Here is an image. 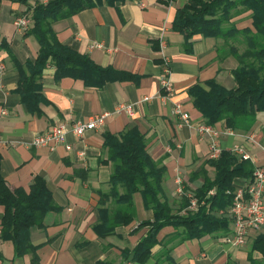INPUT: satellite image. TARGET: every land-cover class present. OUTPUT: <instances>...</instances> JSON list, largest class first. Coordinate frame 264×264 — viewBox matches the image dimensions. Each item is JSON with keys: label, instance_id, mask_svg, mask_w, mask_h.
<instances>
[{"label": "crops", "instance_id": "1", "mask_svg": "<svg viewBox=\"0 0 264 264\" xmlns=\"http://www.w3.org/2000/svg\"><path fill=\"white\" fill-rule=\"evenodd\" d=\"M36 1L47 0L29 3ZM185 1L164 4L159 0H125L110 5L102 0L54 21L52 27L59 41L88 55L98 65L126 71L134 78L93 87L81 79H56L55 68L48 63L38 79L43 96L40 114L29 112L16 90L23 73L17 64L28 73L25 62H33L38 51L36 39L13 24L26 6L0 1V60L4 63L0 73V139L6 141L0 142V174L11 190L20 187L28 191L35 175L42 177L60 207L46 214L43 227L31 228L30 239L38 246L39 264H97L98 260L139 264L124 260L121 251L133 248L147 233L148 226H139L140 222L153 219V211L144 205L140 192L133 194L135 218L131 223L116 227L105 238L93 228L101 215L99 192L110 187V164L101 162L106 158L104 132L118 134L136 127L145 135L148 153L165 167L162 187L175 208L183 196L177 192L178 178L186 191H192L202 184L204 176H214V168L206 163L207 138H201L194 126L180 123L172 107L180 102L193 124L204 122L188 89L196 82L207 88L204 82L209 79L232 88L235 82L231 71L237 61L231 55L219 59L221 39L214 37H195L191 51L184 50L185 39L172 29V21ZM233 21L237 27L251 26L248 11L239 12ZM96 43L101 46H90ZM166 67L172 84L167 96L160 85ZM120 102L131 104L133 113L113 114L103 127L89 130L82 137L68 133L69 150L62 144L53 149L31 144L37 133L57 122L111 112ZM214 125L223 132L228 129L223 120ZM234 132L221 134V149L232 151L240 146L254 157L255 161H250L253 166L264 167V111L257 112L248 131ZM247 182L243 177L234 178V189L245 188ZM2 215L0 205V226ZM232 227L230 223L229 233ZM176 233L174 227L164 226L151 256L141 264H250L249 255L264 264V255L251 248L264 227L252 230L241 246L223 242L224 234L179 239ZM30 261V254L15 258L12 242L0 238V264Z\"/></svg>", "mask_w": 264, "mask_h": 264}, {"label": "trees", "instance_id": "2", "mask_svg": "<svg viewBox=\"0 0 264 264\" xmlns=\"http://www.w3.org/2000/svg\"><path fill=\"white\" fill-rule=\"evenodd\" d=\"M7 1L26 6L22 14L29 18L26 34L38 43L35 60L25 62L28 73L17 64L23 73L16 90L29 112L41 113L39 104L43 96L38 79L48 63L54 66L56 79H81L93 87L134 78L126 71L98 65L88 55L62 43L52 27L54 21L94 7L102 0H47L34 4L29 0ZM103 1L114 5L125 0ZM159 1L168 4L170 0ZM244 11L249 12L251 26L237 27L233 17ZM172 29L183 35L187 52L191 51L195 37L221 39L217 47L219 59L231 55L237 61L231 71L235 85L228 88L209 79L204 82L207 88L196 82L188 94L205 123L215 127V123L223 120L228 129L248 131L257 112L264 111V0H186L175 11ZM103 148L106 158L101 162L111 167L110 187L99 192L101 215L93 228L100 238H105L116 227L131 223L135 218L133 194L140 192L144 205L153 211V219L140 222L139 226H148L147 233L133 248L121 251L124 260L129 258L139 264L151 256L164 226L174 227L179 239L227 235L232 222L227 212L235 190L233 180L243 177L250 181L254 169L250 161L231 150H221L217 158L206 161L214 168V176H204L202 184L192 191L184 189L195 197L197 209L182 212L189 205V198L183 194L177 208L168 202L162 187L165 167L148 153L145 135L136 127L118 134L104 132ZM0 205L3 206L0 238L12 242L15 258L30 254V264H39L38 246L30 239L31 228L43 227L46 214L60 209L45 180L35 175L28 191L20 187L11 190L0 174ZM251 248L264 255V233L254 239ZM249 260L250 264H263L250 255ZM97 264L111 263L98 260Z\"/></svg>", "mask_w": 264, "mask_h": 264}, {"label": "built area", "instance_id": "3", "mask_svg": "<svg viewBox=\"0 0 264 264\" xmlns=\"http://www.w3.org/2000/svg\"><path fill=\"white\" fill-rule=\"evenodd\" d=\"M13 24L18 30H26L29 24V18L26 15H20L14 18ZM91 47H100L101 45L96 43L90 45ZM4 69V63L0 60V73ZM161 89L165 92V95H169L172 91V84L169 77V69L166 67L164 72L160 76ZM144 97L143 100H146ZM130 115L133 113L132 105L120 102L117 103L113 111H103L91 115L84 120H74L72 122L60 121L46 130L37 133L31 144L35 147H47L53 149L55 146L62 144L66 149H71L70 143L66 141V135L68 133L82 137L87 131L99 129L104 126L106 119L113 115L119 114ZM172 113L179 118V122L186 125L194 126L201 138H207L208 142V156L211 159H215L221 153L220 136L222 133L234 134L231 129H227L223 132L214 126L205 122L193 124L188 112L182 108L180 102H175L172 107ZM0 142L6 143V141ZM232 152L237 154L241 159L254 162L255 159L252 155L247 153L242 147L237 146L232 149ZM178 193L186 194L189 198V205L186 209L194 211L197 209V201L190 192H185L181 180L177 179ZM209 193H212L210 191ZM222 213V212H220ZM228 215L231 217L232 230L227 235L223 236L222 241L233 246H241L245 244L247 238L252 230H256L264 227V167L254 166L252 178L247 182L245 188H238L233 192L232 202L228 208ZM1 234V226H0Z\"/></svg>", "mask_w": 264, "mask_h": 264}]
</instances>
